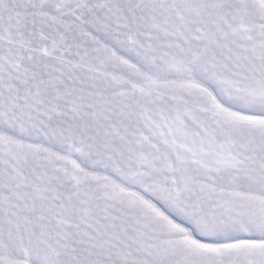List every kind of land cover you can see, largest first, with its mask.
I'll use <instances>...</instances> for the list:
<instances>
[{
	"label": "snow or ice",
	"instance_id": "1",
	"mask_svg": "<svg viewBox=\"0 0 264 264\" xmlns=\"http://www.w3.org/2000/svg\"><path fill=\"white\" fill-rule=\"evenodd\" d=\"M0 264H264V0H0Z\"/></svg>",
	"mask_w": 264,
	"mask_h": 264
}]
</instances>
